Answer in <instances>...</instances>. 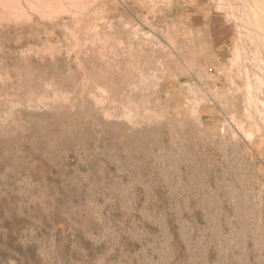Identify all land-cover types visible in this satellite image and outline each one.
<instances>
[{"label": "rangeland", "instance_id": "1", "mask_svg": "<svg viewBox=\"0 0 264 264\" xmlns=\"http://www.w3.org/2000/svg\"><path fill=\"white\" fill-rule=\"evenodd\" d=\"M0 264H264V0H0Z\"/></svg>", "mask_w": 264, "mask_h": 264}, {"label": "bare ground", "instance_id": "2", "mask_svg": "<svg viewBox=\"0 0 264 264\" xmlns=\"http://www.w3.org/2000/svg\"><path fill=\"white\" fill-rule=\"evenodd\" d=\"M12 6V5H11ZM58 7V6H57ZM246 74V73H245Z\"/></svg>", "mask_w": 264, "mask_h": 264}]
</instances>
